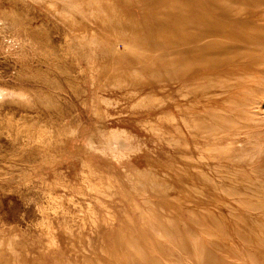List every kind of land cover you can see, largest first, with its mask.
Returning a JSON list of instances; mask_svg holds the SVG:
<instances>
[{
  "label": "rangeland",
  "instance_id": "374dc122",
  "mask_svg": "<svg viewBox=\"0 0 264 264\" xmlns=\"http://www.w3.org/2000/svg\"><path fill=\"white\" fill-rule=\"evenodd\" d=\"M209 2L0 0V264H264L248 245L264 240V0ZM180 28L260 43L231 79L219 174L193 143L203 173L178 170L188 105L165 38Z\"/></svg>",
  "mask_w": 264,
  "mask_h": 264
},
{
  "label": "bare ground",
  "instance_id": "6f19581e",
  "mask_svg": "<svg viewBox=\"0 0 264 264\" xmlns=\"http://www.w3.org/2000/svg\"><path fill=\"white\" fill-rule=\"evenodd\" d=\"M210 1L211 3L209 2V5L213 4L214 1H215L214 3L219 2V3H216L214 6L215 7H219V6L226 7L225 8L226 11L231 12V6H229L231 4L230 2L231 0H227L226 2L224 0H210ZM15 3H16V0H15ZM228 3H229L228 6L224 5V4L227 5ZM17 4L19 3H16V5ZM218 10H220V8ZM251 10L252 9H250L249 11ZM243 11L244 12L246 11V13L248 12L247 9ZM190 18L194 19L193 17H190ZM176 20H183V18L179 17ZM187 21L190 22L189 20ZM179 24L183 25V23H179ZM183 27L186 28L184 25ZM184 28H180L179 30H176V31H170L165 38L166 60L168 64L167 65V75H168L167 79L170 82L177 83L175 84L178 87V90L184 100L182 102L188 105L187 108H185L183 105L182 106L183 109L178 107L180 109L181 120H183V123H184L183 126H181L183 123L180 124L179 127L180 126L181 127L177 130L178 131L177 145H179L180 157L183 163V165H179L178 170H180V172L186 171L187 173H192L191 168L194 167L198 169L197 173H203L201 172L203 170L200 171L201 168L199 169L200 165L198 163H194L191 165L188 160V158L189 159L192 158L194 153L189 152V150L186 148H188L189 144L193 143L197 146V147L195 146L196 148L199 147L200 149L199 150L200 158L202 157L207 160L206 165L210 167H213L214 165V173L219 174L222 172L221 168L228 169L226 167L230 165L229 159L231 157V146L233 145L231 142L232 141L231 135H233V132H236L237 130L236 128L231 129V115H230L231 105L227 104V102H229L231 98V92H232L231 91V85H232L231 79H232V76H235L233 74L236 73L235 72L237 70L236 68L244 62L242 60L245 57L249 58L246 53V48H248V46H253L255 44H260V43L254 42L253 40L250 39V37H247L245 39H241V37L238 38L239 34H235L233 36L235 42L231 44V37L229 36L228 37L229 40L227 41V44H226L225 43L226 41L217 42L213 38V37H216V34H218V31L216 29L207 28L203 30L202 32L197 33L196 35L192 36L189 33V31ZM236 40H238V42L239 40L244 41L243 45L239 47L238 42ZM237 79L238 78H236V80ZM0 80H3V79H0ZM232 81H235V79H232ZM7 82H9V80ZM3 89H0V100L3 97H6L7 94L9 95V93L7 92L9 89L7 90L6 88L7 91ZM168 94L170 96L169 97L170 100L168 101V107L171 109L173 107L172 102H171V98H172L171 88L168 90ZM211 106H215V108L214 107L210 108ZM12 117H15V116H12ZM223 117L224 119H222ZM1 119H3V117ZM173 119H175V117ZM4 123L5 125L3 124H0V125H3L4 127H6L7 126L6 122ZM13 123L15 122L12 121V124ZM240 125L242 124L240 123ZM248 128L250 127L248 126ZM173 140H174L173 136H170L169 137L170 146L173 144V142H174L173 146L174 145L176 146V142L175 140L174 141ZM206 175L208 177H211L208 174H203V176H206ZM207 176L205 178H207ZM210 180L212 181L213 178H211ZM214 183H215L214 185H216L218 182L214 181ZM214 219H217V218L214 217ZM222 229H221V232H222ZM223 231H226V230L224 229ZM225 234L229 236L228 233L225 232ZM227 235H223V236L227 237ZM210 239H212V237ZM216 239H219V238H216ZM248 245L249 247L251 246V249L249 250H254L258 248L256 250L262 255L264 254V240L263 239L258 244L249 243ZM136 251L138 252L137 248H136ZM142 253L144 255V253L146 252L142 251ZM128 255L131 256L130 252H128ZM136 255L140 257V254L139 255L136 254ZM110 256L111 255L109 254V258ZM145 256H147V254ZM110 264H115V263L111 261ZM116 264H148V263L145 261V258H142L141 256V258L137 260L134 259L133 257V259H127V261L120 260L119 262H116Z\"/></svg>",
  "mask_w": 264,
  "mask_h": 264
}]
</instances>
